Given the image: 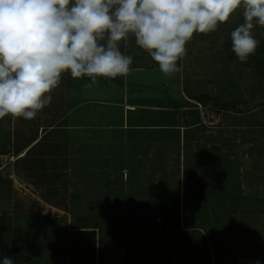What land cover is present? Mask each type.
Segmentation results:
<instances>
[{
	"label": "crops",
	"instance_id": "1",
	"mask_svg": "<svg viewBox=\"0 0 264 264\" xmlns=\"http://www.w3.org/2000/svg\"><path fill=\"white\" fill-rule=\"evenodd\" d=\"M242 22L237 10L216 31L194 34L180 71L167 75L134 37L122 39L133 58L127 75L91 84L62 74L35 118H0V255L14 264H162L152 253L162 223L165 241L201 234L189 245L216 264L230 248L197 212L213 186L223 200L235 173L240 219L230 227L245 251L232 258L264 264V26L254 25L260 43L240 62L230 32ZM200 106L218 109V123H203ZM166 262L180 264L171 252Z\"/></svg>",
	"mask_w": 264,
	"mask_h": 264
},
{
	"label": "clouds",
	"instance_id": "2",
	"mask_svg": "<svg viewBox=\"0 0 264 264\" xmlns=\"http://www.w3.org/2000/svg\"><path fill=\"white\" fill-rule=\"evenodd\" d=\"M237 10L232 51L246 62L260 43L253 28L264 26V0H0V118H35L62 74L91 84L127 75L133 58L119 42L130 36L159 71L177 73L194 34L216 31ZM0 264L14 261L0 255Z\"/></svg>",
	"mask_w": 264,
	"mask_h": 264
},
{
	"label": "rangeland",
	"instance_id": "3",
	"mask_svg": "<svg viewBox=\"0 0 264 264\" xmlns=\"http://www.w3.org/2000/svg\"><path fill=\"white\" fill-rule=\"evenodd\" d=\"M1 159V158H0ZM235 164V161H233ZM229 164L228 162H226ZM233 172V171H232ZM230 176V181L228 184L224 185V197L223 200L220 201L218 199L219 196L215 194L217 191L215 190V186H213V192H212V198L210 200H205L203 202H200V208L197 214H200V218H198V224H201L203 226L208 225L212 232L220 238V243L221 249L228 245L230 249H226L225 251L227 252V255H223V257H219L217 260L216 264H236V261L233 260L232 257L235 256V254H240L245 251L244 247L239 244H236V240L238 239L237 237H241V234L235 232L232 230V224L236 220V222L240 219V217L237 216V214H233V211H237V203H236V198L233 197L231 194H236V192H232L233 189L236 190L237 186H235L236 180H235V173H231ZM235 180V181H231ZM229 194V198L228 197ZM163 195V194H160ZM168 202V201H167ZM162 204H165L164 202L161 201ZM160 203V204H161ZM262 207V208H261ZM260 208L264 210V201H262ZM152 210L151 207L144 206L142 208V211L147 214ZM85 218V217H84ZM238 219V220H237ZM261 221L259 224V229H260V236H261V241L262 243L264 242V215L261 216ZM163 220V219H162ZM177 224V223H176ZM223 226L225 230H219L220 233L216 229L219 227ZM173 228V226H172ZM160 229V230H159ZM164 227L162 226V223L158 226L154 238L153 239V244L155 245V249L153 248V256H161L158 259V262L160 261L162 264L165 263L167 254L169 252L172 253L174 260H180V264H209L207 259L209 256V251L207 249H204V247H201L200 245L197 246H190L189 242L192 243V239L194 237H199L201 234H198V232L195 233H187L183 231H177L176 235H174L175 240L173 242H169L168 239L165 241L163 238L160 236L162 235L160 232H162ZM151 230L150 232H152ZM105 232V231H104ZM102 232L103 234H106ZM140 235L144 233L140 232ZM146 236V235H145ZM186 237V239H185ZM219 241L217 240V244H220ZM215 242V241H214ZM233 244V246H232ZM169 245L173 246L172 248L169 247ZM263 245V244H262ZM247 247V246H246ZM170 249V251L168 250ZM219 250V246L217 247ZM167 249V251H166ZM252 249L248 250L251 251ZM262 252H264V248L262 249ZM128 251V250H127ZM0 253H3V251L0 250ZM147 256V255H146ZM192 256V257H191ZM194 256H202L198 262H194L193 258ZM157 260V259H155ZM167 263V262H166ZM168 264V263H167ZM176 264V263H175Z\"/></svg>",
	"mask_w": 264,
	"mask_h": 264
},
{
	"label": "built area",
	"instance_id": "4",
	"mask_svg": "<svg viewBox=\"0 0 264 264\" xmlns=\"http://www.w3.org/2000/svg\"><path fill=\"white\" fill-rule=\"evenodd\" d=\"M200 116L203 123L208 125H215L220 118V111L216 108H209L200 106ZM4 162L6 159H2Z\"/></svg>",
	"mask_w": 264,
	"mask_h": 264
},
{
	"label": "trees",
	"instance_id": "5",
	"mask_svg": "<svg viewBox=\"0 0 264 264\" xmlns=\"http://www.w3.org/2000/svg\"><path fill=\"white\" fill-rule=\"evenodd\" d=\"M121 234V233H118ZM117 241H120V239L117 238ZM137 241H134L133 243H136ZM10 251L14 252L15 254H17L18 256L22 257L20 250L16 247H9L8 248ZM92 254V252L90 253V255ZM128 255V254H127Z\"/></svg>",
	"mask_w": 264,
	"mask_h": 264
}]
</instances>
